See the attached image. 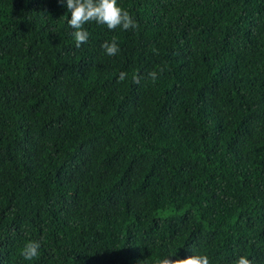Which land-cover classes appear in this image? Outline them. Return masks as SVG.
<instances>
[{
    "label": "trees",
    "instance_id": "16d2710c",
    "mask_svg": "<svg viewBox=\"0 0 264 264\" xmlns=\"http://www.w3.org/2000/svg\"><path fill=\"white\" fill-rule=\"evenodd\" d=\"M118 3L0 0V264H264V0Z\"/></svg>",
    "mask_w": 264,
    "mask_h": 264
},
{
    "label": "clouds",
    "instance_id": "9594fccd",
    "mask_svg": "<svg viewBox=\"0 0 264 264\" xmlns=\"http://www.w3.org/2000/svg\"><path fill=\"white\" fill-rule=\"evenodd\" d=\"M63 2V0H61ZM66 7L71 13V18L68 19V25L74 31L72 36L76 42V47L80 48L83 44L88 43L90 33L86 30L85 25L89 22H96L99 25H106L109 30L122 28L123 30H136L139 28L138 22L130 15L129 11L124 9L118 0H66ZM101 47L105 50L108 56H116L120 51V45L115 37L111 43L104 42ZM165 71L164 67L148 73L149 77L155 82L159 76ZM127 77L126 72H121L118 77V82H123ZM140 77H134V83L139 85ZM41 242L29 241L22 251L25 260H32L38 257ZM193 255L187 258L172 259V256L165 257L156 261V264H210V259L207 255L198 254L193 251ZM234 264H256L253 258L247 255L239 256Z\"/></svg>",
    "mask_w": 264,
    "mask_h": 264
}]
</instances>
